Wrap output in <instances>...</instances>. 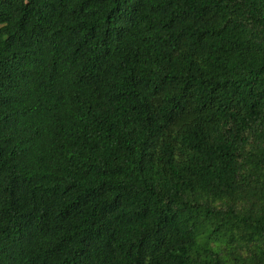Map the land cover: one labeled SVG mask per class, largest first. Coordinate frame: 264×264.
<instances>
[{"label": "trees", "instance_id": "1", "mask_svg": "<svg viewBox=\"0 0 264 264\" xmlns=\"http://www.w3.org/2000/svg\"><path fill=\"white\" fill-rule=\"evenodd\" d=\"M0 264H264V0H0Z\"/></svg>", "mask_w": 264, "mask_h": 264}]
</instances>
